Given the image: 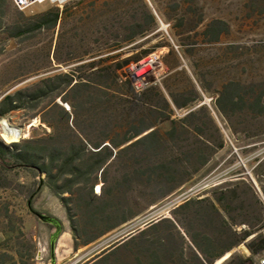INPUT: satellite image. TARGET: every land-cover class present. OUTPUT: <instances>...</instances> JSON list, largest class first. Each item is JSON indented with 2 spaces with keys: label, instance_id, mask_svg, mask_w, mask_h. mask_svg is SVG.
Instances as JSON below:
<instances>
[{
  "label": "rangeland",
  "instance_id": "obj_1",
  "mask_svg": "<svg viewBox=\"0 0 264 264\" xmlns=\"http://www.w3.org/2000/svg\"><path fill=\"white\" fill-rule=\"evenodd\" d=\"M72 1L47 0L21 9L8 0L0 9V98L69 67L88 64L78 56L88 49L109 46L108 41L99 44L93 40L91 22L80 20L86 12L56 28L32 29L47 10ZM87 8L91 10L89 5ZM114 10L106 11L107 15L121 13L128 24L136 17L144 21L147 10L156 17L151 31L124 47L131 49L125 55L148 51L138 62H145L139 76L131 72L136 63L127 69L136 88L137 84L160 85L170 65L179 60L177 68L187 71L201 100L190 108H174L171 118L177 120L176 136L171 139L166 132L173 123L171 119L160 121L168 112L154 98L161 109L157 115L165 141L155 149L123 153L95 186L98 194L105 193L119 208L118 215L105 221L103 227L123 217L129 220L79 248H75L71 222L59 196L42 183L44 175L23 168L3 172L0 252L18 249L26 264H84L104 249V254L110 252L105 264H151L156 257L164 264H197L199 250L193 240L204 244L210 239L212 246L207 256L218 255L213 264L226 252L230 255L219 264L232 254L238 259L249 256L246 242L251 236L245 241L240 238L246 230L255 231L264 225V0H118ZM218 20L225 21L229 28L220 40L211 41L212 33L204 35V30L211 22L218 24ZM19 26L26 29L25 33L14 35ZM188 48H193L190 55L185 51ZM151 59L157 62L156 68L149 63ZM91 70L83 66L79 72L89 74ZM145 74L148 78L142 79ZM229 79L239 84L237 103L225 105L223 101L225 113L217 100L222 83ZM170 83L183 94L190 90L182 76ZM59 90L55 89L35 108H20L0 116V140L11 144L46 136L51 127L41 121L44 109L55 102L70 109L63 99L65 93ZM109 93L105 99L113 102V91ZM259 99L263 107L258 105ZM112 102L101 105L94 117L82 111V129L91 130L95 137L121 139L129 128L131 111L128 105L116 111ZM192 110L194 114L187 116ZM46 117L58 122L62 119L61 109L55 107ZM2 120L24 128L25 136L12 142L5 140ZM61 129L64 131V127ZM164 163L170 167L166 169ZM34 191L37 193L29 207L26 198ZM189 199L191 203L183 206ZM6 205L16 216L11 222L5 216ZM36 212L60 220L62 234H69L67 250H58V246L52 249L51 236L56 226L43 221ZM89 232L80 240L98 230ZM263 255L264 252L256 257L257 264Z\"/></svg>",
  "mask_w": 264,
  "mask_h": 264
},
{
  "label": "trees",
  "instance_id": "obj_2",
  "mask_svg": "<svg viewBox=\"0 0 264 264\" xmlns=\"http://www.w3.org/2000/svg\"><path fill=\"white\" fill-rule=\"evenodd\" d=\"M7 2L8 0H0V9ZM117 2L118 0H90L89 2L74 0L63 7L56 6L47 10L32 26V29L56 28L59 23L65 24L69 18L78 17L80 13L86 12V16H81L80 20L91 22L92 32L95 34L93 40L99 44L108 41L109 46L88 49L78 56V60H88V64L69 67L66 71L46 76L32 86L8 92L0 98V116H4L16 109L37 107L55 89H60L58 93H65L63 99L70 105V109L55 102L49 104L41 115V121L51 127V131L46 136L26 138L11 144L0 140V177L3 172L17 168L34 171L37 175H44L42 183L59 196L67 211L75 236V248L95 241L120 223L129 220V217H123L120 222L103 227L105 221L111 220L119 213L117 203L110 201L105 193L98 194L95 191L96 184L100 179L105 178L109 165L118 160L123 153L136 151L139 148L151 150L161 145L166 138L160 121L171 119L173 125L166 134H170V138L174 139L177 122L175 118H171L174 108H190L201 100L187 71L177 68L179 60L170 65V71L162 79L160 85L152 84L140 89L136 88L133 80L127 75V69L133 63L144 59L148 51L125 55L131 49L124 47L151 31L156 25V17L147 10L144 21L136 17L132 24H128L127 18L121 13L108 16L106 11H115L114 4ZM86 4L91 7L90 11ZM147 23L150 25L149 27L146 26ZM217 23H209L204 30V35L212 33L211 41L220 40L229 28L225 21L218 20ZM2 26L3 22L0 16V28ZM25 31V28L19 26L14 35H22ZM83 40L85 41V38ZM59 46L60 39L55 49L57 60ZM192 49L188 48L185 51L190 55ZM170 53L175 54L173 50ZM72 60L69 59V61ZM83 66L92 69L89 74L79 72ZM176 76H182L188 81L190 87L188 94L176 90L174 84L170 83V80ZM96 77L100 78L101 82L96 81ZM56 80L59 81L58 86L54 83ZM104 80L108 81L107 84H104ZM61 85L63 86L61 87ZM238 85L233 79L222 83L217 100L222 112L226 113L223 101H225V105L237 103L235 98ZM121 89L126 91L120 92ZM109 91H113L112 95L115 98L113 102L111 98L105 99L106 95L110 94ZM118 93H123V96L119 97ZM154 98H158V101L164 104V110L168 112V115L160 118V121L157 112L161 109L158 107V103H155ZM105 102H112L116 111H119L120 107L125 109L127 105L131 111L129 128L121 139L95 137L91 130L86 132L81 127L82 111H89V114L94 117L96 110ZM257 103L263 107L260 99ZM55 107L61 109L62 119L58 122L55 118L46 117V114L52 112ZM194 112V110L190 111L187 116ZM61 127H64V131ZM164 165L167 167L166 169L170 167L166 163ZM98 189L101 190L100 185H98ZM35 193L37 192L30 193L26 198L29 207H32V196ZM190 203L191 199L184 202L183 206ZM5 212V216L10 222L15 220V213L9 205L5 206ZM263 227L264 225L255 231L246 230L240 238V241H245L251 236L250 240L246 242L251 251L249 256H241L238 259V256L232 254L224 264H257L256 257L264 252ZM93 229L98 232L80 240ZM193 242L199 250V253H196L197 264H213L218 255H212L211 258L207 256L212 246V240L208 239L204 244L196 239ZM106 250L104 249L102 253L97 254L91 261L84 264H105L110 255V252L104 254ZM156 258L152 260L151 264H164ZM0 264H26V262L23 260V253L20 250L8 248L0 252Z\"/></svg>",
  "mask_w": 264,
  "mask_h": 264
},
{
  "label": "bare ground",
  "instance_id": "obj_3",
  "mask_svg": "<svg viewBox=\"0 0 264 264\" xmlns=\"http://www.w3.org/2000/svg\"><path fill=\"white\" fill-rule=\"evenodd\" d=\"M58 1L64 2L66 0H58ZM151 66H152V68H156L157 67V62L153 61ZM147 74H145V76L142 79L148 78ZM1 122L3 124V134H2V136L8 142H12V141L18 140L20 137L25 136L24 130H23L24 128L22 129L21 127H18V126H15V125H11L10 123H7L5 120H2ZM29 128H31V127H29ZM61 235L62 236H60V238H59L60 241H58L59 244H57V246H58L57 249L58 250L59 249L60 250H67L70 247L69 234L65 232V233H63ZM229 255H230V252H227L225 255H223L222 257L218 258L216 260V264H219L220 262H222Z\"/></svg>",
  "mask_w": 264,
  "mask_h": 264
},
{
  "label": "built area",
  "instance_id": "obj_4",
  "mask_svg": "<svg viewBox=\"0 0 264 264\" xmlns=\"http://www.w3.org/2000/svg\"><path fill=\"white\" fill-rule=\"evenodd\" d=\"M44 1H47V0H13V3H14L15 6L21 8V9H24V8L34 4L36 2H44ZM153 61H155V60L151 59L149 61V63L150 62L152 63ZM144 65H145V62H142V63L140 62V63L133 64L132 68H131V72L133 74H136V75L139 76V73L143 69ZM142 87H144V86H141V85L137 84V88L140 89ZM259 264H264V255L259 259Z\"/></svg>",
  "mask_w": 264,
  "mask_h": 264
},
{
  "label": "water",
  "instance_id": "obj_5",
  "mask_svg": "<svg viewBox=\"0 0 264 264\" xmlns=\"http://www.w3.org/2000/svg\"><path fill=\"white\" fill-rule=\"evenodd\" d=\"M108 144V143H106ZM36 214L43 220L49 223H52L56 226L55 231L53 232L52 236H51V246L52 249L55 251L57 248V244H58V240L62 234V223L60 222V220H58L56 217L45 214V213H41V212H36Z\"/></svg>",
  "mask_w": 264,
  "mask_h": 264
},
{
  "label": "snow or ice",
  "instance_id": "obj_6",
  "mask_svg": "<svg viewBox=\"0 0 264 264\" xmlns=\"http://www.w3.org/2000/svg\"><path fill=\"white\" fill-rule=\"evenodd\" d=\"M99 190V189H98Z\"/></svg>",
  "mask_w": 264,
  "mask_h": 264
}]
</instances>
